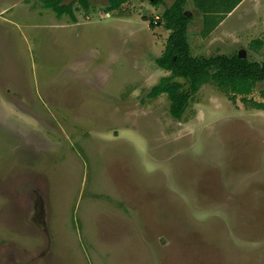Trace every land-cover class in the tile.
<instances>
[{
  "label": "rangeland",
  "instance_id": "374dc122",
  "mask_svg": "<svg viewBox=\"0 0 264 264\" xmlns=\"http://www.w3.org/2000/svg\"><path fill=\"white\" fill-rule=\"evenodd\" d=\"M72 1L0 0V264H264V110L210 82L177 120L149 98L173 1ZM228 23L204 54L262 62L264 3Z\"/></svg>",
  "mask_w": 264,
  "mask_h": 264
},
{
  "label": "trees",
  "instance_id": "16d2710c",
  "mask_svg": "<svg viewBox=\"0 0 264 264\" xmlns=\"http://www.w3.org/2000/svg\"><path fill=\"white\" fill-rule=\"evenodd\" d=\"M85 9L90 4L88 0H78ZM105 8L106 14L130 6V0H108ZM158 21H151L152 29L163 26L170 34L165 50L156 59L159 68L170 73L164 77L150 92L149 98L156 99L167 95L170 101V114L177 120H182L192 97L207 83L213 82L220 89L229 94L232 101L243 97L245 102L250 101L257 108L264 110V103L248 100L259 83L264 82V60L251 62L242 58L240 54H218L214 56H195L189 43L188 31L192 17L186 15L187 0H172ZM45 0V8L53 10L59 17L69 15L73 21L77 18L74 13L75 1ZM164 0H153L152 4L158 6ZM147 20V19H145ZM211 30L205 32L208 36ZM251 45L259 50L264 47V40L258 39ZM258 48V49H257ZM264 97V91L261 93Z\"/></svg>",
  "mask_w": 264,
  "mask_h": 264
},
{
  "label": "crops",
  "instance_id": "0c3cea01",
  "mask_svg": "<svg viewBox=\"0 0 264 264\" xmlns=\"http://www.w3.org/2000/svg\"><path fill=\"white\" fill-rule=\"evenodd\" d=\"M190 2L192 7L186 8V13L192 17L189 30L191 24H196V32L201 39V42L196 44L199 53L195 56H207L204 51H208L209 44H213L218 38H223L224 42L225 39L240 40L241 28L238 26L235 29V24L228 22L237 20L245 5H260L264 3V0H190ZM244 13L247 17L250 12L244 11ZM250 24L246 27L247 29L250 28ZM208 30H211L210 34L204 36Z\"/></svg>",
  "mask_w": 264,
  "mask_h": 264
},
{
  "label": "water",
  "instance_id": "95a60500",
  "mask_svg": "<svg viewBox=\"0 0 264 264\" xmlns=\"http://www.w3.org/2000/svg\"><path fill=\"white\" fill-rule=\"evenodd\" d=\"M151 1H153V0H151ZM186 15H187V16H189L187 13H186ZM240 56H241L242 58H245V56H244V55H240Z\"/></svg>",
  "mask_w": 264,
  "mask_h": 264
}]
</instances>
